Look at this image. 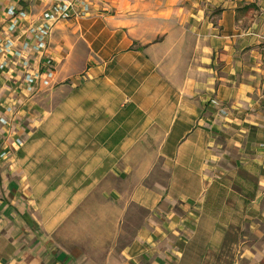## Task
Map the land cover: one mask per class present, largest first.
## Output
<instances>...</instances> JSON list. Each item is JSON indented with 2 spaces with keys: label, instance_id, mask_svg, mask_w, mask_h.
Instances as JSON below:
<instances>
[{
  "label": "crops",
  "instance_id": "0c3cea01",
  "mask_svg": "<svg viewBox=\"0 0 264 264\" xmlns=\"http://www.w3.org/2000/svg\"><path fill=\"white\" fill-rule=\"evenodd\" d=\"M57 1L0 0V264H264V0H88L38 50Z\"/></svg>",
  "mask_w": 264,
  "mask_h": 264
},
{
  "label": "built area",
  "instance_id": "2783aa9c",
  "mask_svg": "<svg viewBox=\"0 0 264 264\" xmlns=\"http://www.w3.org/2000/svg\"><path fill=\"white\" fill-rule=\"evenodd\" d=\"M88 4V0H59L53 6H51V8L48 9V11L45 13V18L51 19L52 23L46 24L45 26H40V28L37 29L32 28L29 30L30 32L34 33V38L37 40V49H45L44 47L47 45L45 44V42L48 39V36L50 35V30L52 28L51 26L55 21L70 18L74 15H81L83 13H87ZM78 6L81 8L80 10L76 9ZM9 14L13 17L12 23L9 26H0L1 28H3L2 30H0V51L2 50L10 52L11 50L16 49V42L19 40V37H17L16 39H13V37L15 32L18 30L17 28H20L22 26V20L27 15L26 11L23 9L19 11L11 9L9 10ZM6 27L9 29H6ZM20 45L23 48H28L29 42H21ZM43 56H45L43 60L46 61L45 63L43 62V67L39 69L36 73L29 72L26 81L28 80L31 83L35 81L38 82L41 81L42 75H46L47 79L42 78V81H46V83H49L55 71V62L50 56L46 55L45 53H43ZM46 56H48L47 59ZM8 64L9 63L6 60L5 62L0 63V68ZM28 64L29 61L25 58L24 65Z\"/></svg>",
  "mask_w": 264,
  "mask_h": 264
},
{
  "label": "rangeland",
  "instance_id": "374dc122",
  "mask_svg": "<svg viewBox=\"0 0 264 264\" xmlns=\"http://www.w3.org/2000/svg\"><path fill=\"white\" fill-rule=\"evenodd\" d=\"M255 11H258L260 9V7L258 5L255 6ZM48 58V56H46V59ZM53 59V58H52ZM54 62L55 59H53ZM42 62H46L44 60H42ZM28 65H32V63ZM32 67V66H31ZM37 68L35 70H33L35 73L37 72ZM52 78L50 79L49 83H46V81H42V78H41V81H38V82H35V85H37L38 83V88H46V87H49L50 85H52ZM44 82V83H43ZM100 194H97L94 196L93 200L94 201H97V199H101ZM129 212H131L132 210H128ZM119 212V209H108V208H94V209H90V208H87V209H83L82 211L79 212V214L77 215V227L78 229H81V231L83 232H88V230H94V229H103L104 227H106V223L104 221V218L105 217H116L117 216V213ZM138 212V215L137 216H144V210L143 209H139L137 210ZM131 216L133 217L134 215L131 214ZM130 228V227H129Z\"/></svg>",
  "mask_w": 264,
  "mask_h": 264
}]
</instances>
